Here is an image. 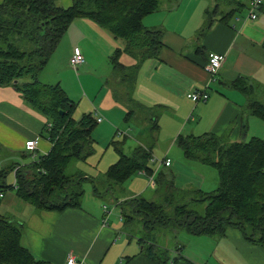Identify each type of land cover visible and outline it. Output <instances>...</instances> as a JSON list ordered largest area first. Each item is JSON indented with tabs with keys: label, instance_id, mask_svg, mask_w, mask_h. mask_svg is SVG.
Instances as JSON below:
<instances>
[{
	"label": "crops",
	"instance_id": "crops-1",
	"mask_svg": "<svg viewBox=\"0 0 264 264\" xmlns=\"http://www.w3.org/2000/svg\"><path fill=\"white\" fill-rule=\"evenodd\" d=\"M221 1L226 5H222ZM173 2L174 4H170L166 3V0H159V8L143 18L145 25L161 28L162 44L155 56L145 58L124 97L120 99L117 95L121 92L115 93L113 87L105 81L103 87H106V90H100L94 95L95 101L91 100L92 103L87 100L88 107L83 110L94 113L98 111L103 117L98 120L92 135L102 143L101 147L105 146V152L108 153L116 139L118 125L122 118L126 119L131 106L129 103L137 104L134 113L141 108L151 109L153 112L149 115L154 118H147H152L153 126L157 118L158 126L153 130L158 133V141L168 142L162 146L165 149L163 155L171 158V164L160 167L157 174L170 167V171L166 170L165 173L172 175L177 187L204 189L207 173L210 172L215 177L217 184L219 174L216 178V172H212L209 164L186 158L177 144V138L180 134L205 132L226 134L232 140L248 139L253 135L264 138V120L253 114L249 108L251 97L264 104V7L257 19L242 22L241 16L246 14L248 0ZM241 4L243 7L238 10L237 7L240 8ZM234 8L236 11L232 12ZM100 29L89 17L75 18L49 62L54 60L55 64L61 65L69 63L73 48L78 45L86 56L85 66L88 67L94 56V52L90 56L89 46L96 50L95 37L96 34H101ZM82 43L87 45L88 57ZM104 45L100 40V46ZM201 45L206 51L205 55L199 51ZM211 51L223 52L226 55L214 80L204 67ZM84 70L85 76L82 75L87 81L85 86L92 89L95 83L92 76L94 74L89 75L87 68ZM241 75L247 76L250 82H253V93L247 94L231 85V82ZM206 86L210 93L208 99L195 102L188 96L189 92ZM71 94L70 97L78 100V103L79 100L80 103L85 101V95H81L82 91L79 92L78 98ZM85 94H88L87 91ZM44 119L30 106L15 85L0 84V166L12 162L25 164L38 158L39 154L50 151L52 142L43 134ZM129 122L135 123L133 119ZM140 123H137L140 127L139 136L146 140L143 135L147 133L149 125ZM246 124L247 130H244L243 126ZM141 137H132L129 145L125 142L123 151L132 154L139 144H144L150 146L154 153V145L141 142ZM30 138H38L34 150L25 146L26 140ZM131 149L132 153H128ZM109 155L113 154L109 152ZM118 156H111V160ZM138 173L145 174L140 171ZM133 183L134 179L130 186L134 187ZM116 184L118 183L109 182V188L114 190ZM138 186L142 184L139 182ZM136 190L133 195L140 192ZM7 192L1 196L5 198L1 208H5V214L24 224L21 242L38 258L54 264H65L68 254L72 252L84 258L86 264H168L146 254L143 245L137 241L134 245L132 238L123 239L120 233L124 234L125 231H122L119 222L110 223L109 219L108 223H104L105 210L101 208L100 197L91 191H84L79 205L64 210L40 208L18 198L15 192ZM83 197L87 199L88 206L84 205ZM127 197L130 196L126 194L121 198ZM233 228L235 227H228L225 235ZM126 235L131 234L127 232ZM139 235L142 234L133 236L140 238ZM236 241L247 251H251L248 257H260L264 264V248L261 245L260 247L241 236ZM213 253L215 254V251ZM186 256L197 262L191 256ZM217 260L221 264L220 259Z\"/></svg>",
	"mask_w": 264,
	"mask_h": 264
},
{
	"label": "trees",
	"instance_id": "trees-1",
	"mask_svg": "<svg viewBox=\"0 0 264 264\" xmlns=\"http://www.w3.org/2000/svg\"><path fill=\"white\" fill-rule=\"evenodd\" d=\"M242 7L243 4L237 9ZM158 8L159 0H73L67 6L57 0L0 2V84L15 85L30 106L45 118L43 134L52 142L50 151L39 154L36 160L0 166V193L12 189L18 198L53 210L80 204L84 194L82 183L90 176L69 174L66 169L73 158L86 159L95 151L92 132L98 118L93 111L75 118L73 112L77 102L67 95L59 82H43L40 73L71 22L81 16L93 18L114 35L125 38L127 50L138 49L145 58L155 56L162 44V30L145 25L143 18ZM199 51L206 53L202 45ZM231 85L247 94L255 91V85L247 76L235 78ZM249 108L264 120L262 101L251 97ZM134 112L130 106L126 115L128 121L133 119ZM155 121L156 128L157 118ZM243 129L247 130V124ZM177 144L186 158L217 169V186L209 191L181 189L162 171L156 176V189L163 190V201L148 199L142 194L123 199L122 203L131 206L128 217L134 216L133 211L141 214L146 231L174 225L194 234L223 236L228 227H235L249 241L264 248V138L253 135L248 139L232 140L226 134L205 132L180 134ZM118 151L119 158L106 170V185L102 189L94 185V193L99 196L110 191L117 195L109 188V182L124 183L143 169L148 173L155 170L151 165L150 146L139 144L132 154L125 153L122 148ZM9 173H14L16 184L8 182ZM3 198L0 195V264H54L38 258L22 244L24 224L1 211ZM199 202L205 204L203 211L197 207ZM125 207L128 208L124 206L123 213ZM139 241L143 251L157 261L198 264L183 254L182 246L177 247L178 253L171 257L155 238L143 235Z\"/></svg>",
	"mask_w": 264,
	"mask_h": 264
},
{
	"label": "rangeland",
	"instance_id": "rangeland-1",
	"mask_svg": "<svg viewBox=\"0 0 264 264\" xmlns=\"http://www.w3.org/2000/svg\"><path fill=\"white\" fill-rule=\"evenodd\" d=\"M57 2L61 5L67 6L71 4L73 0H57ZM221 2H223L222 5H226L224 1ZM166 3L174 4L173 0H166ZM237 12L239 11L237 10ZM89 19H92L97 28H101V34H96L95 37L94 46L96 47V50L92 46H89L90 56L91 53L94 52L93 62H91L88 67L85 66L86 63L84 62L83 64L79 65L78 68H75L67 62L62 65L60 63L55 64V61L51 59L52 61H50L49 64L40 73V79L45 83L54 84L60 81L61 86L69 97L70 95H72L71 93H73L75 97L78 98L79 92L82 91L81 95H85V101H83V103H80L79 100L78 103V100H76L77 105L73 112V116L77 119L81 118L82 115L85 113L83 109H87L88 107L86 101L89 100L92 103L93 100L95 101L94 95H96L100 90H103V92L106 90V87H103L105 81H107L108 84L113 87L115 93L121 92V94L117 96L122 99L124 97L128 85L133 82V77L143 65V62L146 57L143 56L141 51L138 49H136V51L127 50L125 47L128 42L125 38L118 37L106 27L98 25V22L95 19L90 17ZM147 20H149V18ZM241 21L243 22V20ZM100 40L103 41V43L105 44L104 46H100ZM82 47L86 51L88 57L89 52L87 49V45L85 43H82ZM116 52L119 53L116 54ZM96 62L99 64H97ZM85 68L90 71L88 72L89 75L94 74L92 76L95 79V83L93 84L92 89H89L88 86H85V83L87 85V81H85V77H83L82 75L85 73ZM87 80H89V78H87ZM124 81H126L125 84L127 85L124 84ZM85 91H87L88 96L85 94ZM129 104L132 108L137 107V104L135 103L130 102ZM152 112L153 111L149 108H141L140 110H136V113L133 117V120L136 124L122 118L120 124L118 125L119 129L117 128L116 139L111 146L112 149H110L108 153L105 152V146L101 147L102 143L98 142L97 138L94 137L96 139L95 151L91 153L86 159L73 158V160L69 163L66 172L69 174L74 173L83 176H90L87 177L82 183V187L86 192L91 191L94 194V185L96 184L100 189H102V187L106 185V177L104 178V176L106 175V170L108 169L110 164H112L114 161H116V159L119 158L118 153L120 155V152L118 151V148H122V150H124L125 142L129 145L132 140V137H141L139 136L140 127L137 124L138 122H141L140 125L146 123L149 125H147V133L143 135V137H146V140L141 137V139L143 140L141 142H145L146 144L150 145L152 144V146L154 145L153 155L158 157L159 159H162L165 155V149H163L162 146H165L168 142L158 141L159 139H157L156 137L158 136V133L153 130L154 126L152 118H147ZM99 124L100 123H98V125ZM148 140H150V142H148ZM109 152L113 155H117L118 157L112 161L111 156L113 155H109ZM128 153H132V149L129 150ZM31 161L33 160H30L29 162ZM151 165L156 168L159 165V161L156 162L152 160ZM162 166L164 167L166 165L161 164L159 168ZM209 168L213 170L212 172H216V178H218L217 169L212 165H209ZM164 169L170 171V167H166ZM166 170L164 171L166 172ZM91 176L96 179L95 182L91 178ZM171 176L172 175L169 173L166 174V178ZM136 178L139 180L137 181ZM7 179L9 183L13 182L15 179L14 173H9ZM133 179V186L136 189L140 190V192H138L139 194L136 193V195H140L142 193V195L145 197H150L156 201H163V190L161 191L160 189H156L157 185L153 186L150 184L149 176L140 173L134 174L133 177L127 179L124 183H118L115 185L113 191L120 197L118 200L115 199V196L112 194V191H110L109 194L99 196L101 208L103 210L107 209L110 211L108 213L110 223L111 221L113 223L119 222L123 228L122 231H125L124 234L120 233L123 239H128L127 237L132 238L133 244L135 245L137 242L140 243L139 239L141 238V236H150L152 238H155L156 242L159 244V246L161 245L162 249H167L166 253L168 256L171 257L178 253L176 248L182 246L181 248L183 253L185 255L191 256L200 264H219V261L217 259H220L221 264H263L260 257H248V254L251 251H247L243 246L239 244V242L236 241L239 236L249 241L243 235L240 229L233 228V230L225 236L208 234L194 235V233L189 232L186 228L177 227L174 225L160 227L152 231L144 230L142 215L133 211L132 214H134V216L128 217V214L132 212L129 211L131 209V206L129 203H122V200L126 199L121 198L122 196L127 194L128 196L132 197L133 193L137 191L134 187L130 186V182ZM139 182L142 184V186H138ZM216 186L217 180L215 179V177H213L210 172L207 173V180L205 182L204 189H207L209 191L210 189H214ZM10 192H14V190H8L7 194H9ZM83 201L84 205L88 206L87 199L83 197ZM123 206H128V208L125 207V213H123V209L121 208ZM197 207L200 211H203L205 208L204 202L197 203ZM4 209V207L1 208V211H3ZM127 232H129L131 235H126ZM138 233L142 234L139 235L140 238L133 236ZM214 251L215 254L213 253ZM158 253L161 255L165 254V252Z\"/></svg>",
	"mask_w": 264,
	"mask_h": 264
},
{
	"label": "built area",
	"instance_id": "built-area-1",
	"mask_svg": "<svg viewBox=\"0 0 264 264\" xmlns=\"http://www.w3.org/2000/svg\"><path fill=\"white\" fill-rule=\"evenodd\" d=\"M263 6H264V0H248L246 14L241 16L242 17L241 19L244 21L257 19L260 15V12L263 9ZM225 58H226V55L223 52H217V51L209 52L208 58L206 62L204 63V67L211 73L212 80L216 79L218 75V71L222 67L225 61ZM84 62H86V57L81 47L78 45L74 46L73 52L69 59L70 65L75 68H78L79 65L83 64ZM207 87L208 86L200 88V89H195L194 91L189 92L188 96L192 98L195 102H198L200 100H206L210 96V93ZM95 114L99 121L103 119V117L99 115L98 111L95 112ZM37 143H38V138H30L26 140L25 146L29 150H34L37 147ZM152 160L156 162L159 161L158 167H156L155 170L151 173H148L145 169L141 170L140 172H143L146 175H148L150 178V184L155 186L157 185L156 176H157L159 166L161 164L170 165L171 158L168 156H164L162 159H159L158 157L153 155ZM13 183L16 184V179H14ZM0 195L1 196L3 195L2 192L0 193ZM104 210L106 214L104 217V223H108L109 222L108 213L110 211L107 209H104ZM65 264H86V262L84 258L78 257L76 254L71 252L68 254Z\"/></svg>",
	"mask_w": 264,
	"mask_h": 264
}]
</instances>
